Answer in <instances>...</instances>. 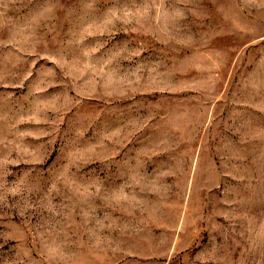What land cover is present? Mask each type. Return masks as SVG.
<instances>
[{"label": "rangeland", "instance_id": "obj_1", "mask_svg": "<svg viewBox=\"0 0 264 264\" xmlns=\"http://www.w3.org/2000/svg\"><path fill=\"white\" fill-rule=\"evenodd\" d=\"M0 264H264V0H0Z\"/></svg>", "mask_w": 264, "mask_h": 264}]
</instances>
